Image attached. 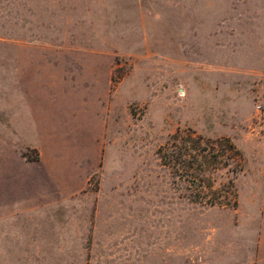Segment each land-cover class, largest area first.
Masks as SVG:
<instances>
[{
  "label": "rangeland",
  "instance_id": "rangeland-1",
  "mask_svg": "<svg viewBox=\"0 0 264 264\" xmlns=\"http://www.w3.org/2000/svg\"><path fill=\"white\" fill-rule=\"evenodd\" d=\"M180 130L241 150L224 202L163 165ZM0 211V264H198L262 231L264 0H0Z\"/></svg>",
  "mask_w": 264,
  "mask_h": 264
},
{
  "label": "trees",
  "instance_id": "trees-1",
  "mask_svg": "<svg viewBox=\"0 0 264 264\" xmlns=\"http://www.w3.org/2000/svg\"><path fill=\"white\" fill-rule=\"evenodd\" d=\"M209 143H213L210 146ZM159 154L164 166L174 170V176L188 182V196L196 202H224L222 191L215 189L213 173L223 166L237 161L233 171L242 168L244 160L241 150L230 139L207 141L196 131L185 130L174 134L169 142L162 146ZM214 158L215 164L208 160ZM213 164V165H212ZM228 192L225 193V196Z\"/></svg>",
  "mask_w": 264,
  "mask_h": 264
},
{
  "label": "crops",
  "instance_id": "crops-1",
  "mask_svg": "<svg viewBox=\"0 0 264 264\" xmlns=\"http://www.w3.org/2000/svg\"><path fill=\"white\" fill-rule=\"evenodd\" d=\"M12 123L14 124L15 121H12ZM34 202H38V200ZM26 204L28 206L27 208L22 207L21 204L16 205L15 208L9 210L5 216L10 217L22 213L27 214L35 211L36 207L40 206V204H38L32 207L29 202H26ZM2 212L3 211H0V215ZM2 218L3 217L0 216V219ZM237 235L238 236L235 238L241 239L242 241H230L223 244V253H212L208 254L206 258L201 257V261L198 264H264V229L258 232H240V234ZM214 249L217 251L219 248L214 247Z\"/></svg>",
  "mask_w": 264,
  "mask_h": 264
}]
</instances>
